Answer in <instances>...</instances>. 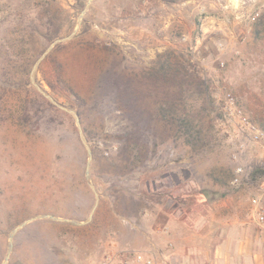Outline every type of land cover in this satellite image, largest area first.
I'll return each instance as SVG.
<instances>
[{"label": "rangeland", "instance_id": "374dc122", "mask_svg": "<svg viewBox=\"0 0 264 264\" xmlns=\"http://www.w3.org/2000/svg\"><path fill=\"white\" fill-rule=\"evenodd\" d=\"M263 180L264 0H0V264H155L163 211L255 220Z\"/></svg>", "mask_w": 264, "mask_h": 264}, {"label": "crops", "instance_id": "0c3cea01", "mask_svg": "<svg viewBox=\"0 0 264 264\" xmlns=\"http://www.w3.org/2000/svg\"><path fill=\"white\" fill-rule=\"evenodd\" d=\"M261 188L258 198L264 206V180ZM162 215V227L155 233L167 244L147 239L155 264H264V228L245 212L230 209V196L212 205L195 230L188 228L182 214L165 210Z\"/></svg>", "mask_w": 264, "mask_h": 264}, {"label": "trees", "instance_id": "16d2710c", "mask_svg": "<svg viewBox=\"0 0 264 264\" xmlns=\"http://www.w3.org/2000/svg\"><path fill=\"white\" fill-rule=\"evenodd\" d=\"M32 64L33 62L31 61L29 67H31ZM152 76L156 80H165L169 83L176 84L179 83L178 81L181 79L183 80L182 82H185V80L189 77V74L187 68L181 63L175 62L171 57H166L163 62L159 63V68L157 69V72L152 74ZM33 105L35 104L30 105L31 109L34 108ZM174 120L176 121L178 130L181 132V135L184 139V143L192 149L198 148L200 146L199 142L201 131L197 129L196 126H194V124L192 123V121L186 116ZM210 195L211 196L209 200L213 201L215 197L211 193Z\"/></svg>", "mask_w": 264, "mask_h": 264}, {"label": "built area", "instance_id": "2783aa9c", "mask_svg": "<svg viewBox=\"0 0 264 264\" xmlns=\"http://www.w3.org/2000/svg\"><path fill=\"white\" fill-rule=\"evenodd\" d=\"M254 210V219L257 226L264 228V206L260 199L251 201ZM100 264H154V259L149 255L134 251H120L106 254Z\"/></svg>", "mask_w": 264, "mask_h": 264}, {"label": "water", "instance_id": "95a60500", "mask_svg": "<svg viewBox=\"0 0 264 264\" xmlns=\"http://www.w3.org/2000/svg\"><path fill=\"white\" fill-rule=\"evenodd\" d=\"M64 39H61V40H57L55 41L54 43H52L48 48L47 50L42 54V56H40V58H38V60H36V62L34 63V66L32 68V71H31V76H30V80L31 82L34 84V81H33V72L35 70V68L37 67V65L41 62V60L45 57V55L48 53V51L54 46V44L62 41ZM35 88L38 90V92H40L49 102H51L53 105L57 106L58 108L62 109V110H65L67 111L65 108H63L61 105L57 104L52 98H50L48 95H46L44 92H42V90L35 86ZM73 115L72 112H69Z\"/></svg>", "mask_w": 264, "mask_h": 264}]
</instances>
